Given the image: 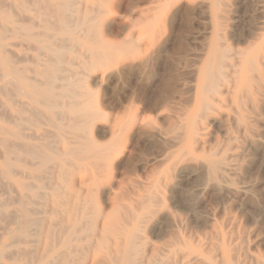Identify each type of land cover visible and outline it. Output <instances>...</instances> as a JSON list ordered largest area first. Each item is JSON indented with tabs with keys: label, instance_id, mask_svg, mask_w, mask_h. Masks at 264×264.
<instances>
[{
	"label": "rangeland",
	"instance_id": "374dc122",
	"mask_svg": "<svg viewBox=\"0 0 264 264\" xmlns=\"http://www.w3.org/2000/svg\"><path fill=\"white\" fill-rule=\"evenodd\" d=\"M51 1L60 2L61 0ZM158 1L159 0H119L117 5L107 4L106 6L105 4L101 12L103 15L99 16V21L101 22L99 30L100 35L110 44L114 46L117 44V47L120 45L119 49L120 47L121 49H125V56H123V59L125 60L127 58L125 60L126 63L122 59L120 62L121 64L118 65L108 62H101L99 65H95L94 63L90 64V61L85 56L79 55L73 63L68 64L67 58L69 57L66 56L65 62L57 72V79L52 89V93L58 97L57 101L60 105L54 108H48L45 105L42 106V103L39 104L40 102L33 103L30 100L27 101L29 98H26L24 95L29 86H36L39 89L45 88L42 77L39 75L44 70L43 68L47 66L46 61L48 58V52L43 48L45 44L43 40L47 39L40 36L43 32L42 17L39 14L42 5L36 0H18V2L16 0H0L3 5L2 8L0 4V17L3 14H8L13 21H16L15 24L17 26H25L32 23L30 26L32 27L31 30L33 33V37L27 38L20 32L14 34L7 32L4 37L5 40H2V44L7 49L4 55L10 59V66L15 71L22 70L23 72H19L23 74H21L22 76L19 74V76L12 79V86L4 90L2 89L3 84H1L4 82V78L1 76L0 71V87L2 89H0V128H4L8 133L14 134L7 135L9 139L15 143L31 147H41L42 144L46 145V148L51 146L50 151L49 148L46 150H48L49 156L53 159V161L44 163L39 157L33 158L26 153L22 154L24 151L21 149L16 153L9 154L4 152L0 145V169L4 162H8L11 166L10 173H13L6 178L0 174V213L2 214H0V264H27L28 259H30L29 264H37V256L40 253V247L37 243L39 230L41 228L40 225L32 226L27 230L28 238L23 241L28 243V245L25 244V242L23 243V241L15 242L10 240L11 236L18 232V230L16 231V227H18L17 221H15V219L11 220L10 217L16 218V215L19 216L18 209L21 205V197H24L25 204L27 205L23 204L22 206L29 210L30 218L39 221L51 219L53 222L52 226L49 228L51 251L45 256L43 260L44 264H116L120 255L119 250L122 244L121 237L124 235L123 238H128V234L132 231L135 233V235L131 237V242H133L132 245L136 251L137 264H192L194 262V264H197L198 261L199 264L200 261L201 264H222L221 256L223 254L229 257L227 261L228 264H255L256 259L264 263V257H261L264 256V101L261 100L262 97L264 98V92L261 91L258 93L261 97L258 94L256 95L258 108L255 112L250 110L249 105H247L242 112L248 118L247 122L254 124H251L254 129H251L253 132H251V134L249 133L250 135L244 134L243 131L237 130L233 126L234 123L232 124V122L233 117H235V106L232 101V96L224 94L223 97L222 94L220 98L221 103L216 105V111L210 113L215 114L212 116L209 114L207 118H205H216L220 122L207 124L205 119L201 120L196 125L195 131L190 137H179L178 127H173L172 123H177L176 125L179 126L181 116L179 112H176V109H171L165 104H162V99L168 90L169 92L171 91L170 93L172 95L178 91L179 93L177 95L180 98L182 97L181 99H185L187 97L184 92L186 87L191 86L193 82V85H195L197 82V80H195L196 78H193L191 74L189 76L188 72H190V70L191 72L200 71L202 68L201 61H203V59H197V55L200 54L201 46L205 42L204 34L211 21L210 19L208 20L206 14L200 7L201 3L206 0H182L184 3L180 7L178 14L171 24H167L163 19V15L158 16L159 7L161 3L163 4V0H160L159 3ZM189 4L197 8L191 10L192 8L190 9L191 6ZM4 5L6 6L4 7ZM261 5L263 7H261ZM183 6L185 7L183 8ZM227 6L229 9H227ZM148 9H150L151 12ZM125 10H128L126 11L127 13ZM219 10L220 24H223L219 26L218 31L220 38H222L221 43L228 49L233 47L229 49L231 53L239 51V49L243 52L254 51L259 44V37L264 34V18H262L264 17V0H221ZM15 14H17L19 18ZM124 14L126 17L128 15V19H126ZM201 14L204 18L201 17ZM146 15L148 17H146ZM195 16L199 17L195 18ZM26 17L31 23L28 22ZM39 18L41 19L39 20ZM142 18L145 20L142 21ZM21 19L24 20L23 25ZM179 20L182 21L179 23ZM18 21H20V23ZM0 24L8 26V23L1 18ZM33 24H36L35 26L37 29L35 26H32ZM132 25L133 27H131ZM167 25L168 28L165 27ZM38 26H41V28ZM250 28L252 30H249ZM127 29L132 30L128 31ZM107 32L111 34L109 33V35ZM37 33H40V35ZM116 33L120 35H116ZM19 34L21 35L19 36ZM200 34L203 36H199ZM251 43L253 44L252 47L250 45ZM198 44L200 46H197ZM16 45L19 46L17 47ZM31 47H35V49L33 48L34 51H32L33 49ZM189 51H191V54ZM162 52H164L163 57L161 56ZM192 53L196 58H193ZM142 57L144 59H142ZM191 59L195 62H191ZM195 63L201 65H196V67ZM144 64L146 65L144 66ZM169 69L171 70L169 71ZM32 70L34 71L32 72L34 75L31 73ZM166 70L167 73L165 72ZM262 70L264 72L263 68ZM185 71L188 72L186 73ZM173 72L176 74H173ZM185 74L188 76L186 77ZM189 77L194 80L191 81V78L189 81L184 79H188ZM30 78H34V82L31 81ZM181 80L183 82H181ZM226 80L228 84L232 79L228 78ZM184 82L186 84V86L184 85L185 88L183 87ZM39 83H42L41 85L43 86ZM66 83L78 85L77 90L80 91L81 94L75 97V99L62 97L64 94V85ZM169 83L171 85H169L170 87H168ZM180 86H182L181 88L183 89H180ZM17 89L19 90L17 91ZM173 90L176 91L174 92ZM11 92H13V94ZM9 96L13 98L11 97L10 100ZM242 101L245 100L243 99ZM65 102H69V104L64 106L66 104ZM261 102H263V105ZM228 106L230 110H228ZM22 107L24 109H22L23 113L21 114L20 111ZM223 107L227 109H223ZM32 108L42 112L44 117L41 118L39 122L37 121L31 124L27 121L25 122V119L29 118L28 111ZM69 109L77 111L78 114L88 111V113H93L94 115L83 120L79 115V118L77 117L74 121L64 125L66 121H62V112ZM172 110L175 112H172ZM169 111L171 113H169ZM2 112H5V115ZM255 114L259 118L253 117ZM170 117L172 118L170 119ZM48 118H52L53 124H49ZM16 119H18V121ZM255 119L257 120L255 121ZM222 120H224L225 123L224 121L222 122ZM160 121L161 123L159 124ZM150 123L152 125H150ZM61 124H63L61 129H56L57 126ZM161 124L164 131L161 130ZM225 124L226 126H224ZM15 126H18V128ZM258 126L260 127L259 129ZM22 127L24 131H20ZM222 127H224L223 130ZM153 129L155 131L157 129L160 130H157L160 133L159 137L157 136L158 138L156 137L155 131H152ZM227 130L229 131L225 134ZM162 131L165 137L161 136L163 133ZM32 132L34 135H32ZM48 132L52 133V135L58 134L60 136L59 143L61 144L57 143V140H55L56 138L50 136ZM254 133L257 134L254 136ZM26 134L30 139H25L27 138ZM21 135H23L24 138L21 137ZM260 135L261 137H258ZM224 136H226V138ZM138 137L141 138L138 139ZM171 137H173L174 140ZM37 138L39 141H37ZM154 138L157 139L159 143L161 142L162 145L161 143L159 144L158 141L156 143ZM256 138L260 139L257 140ZM226 139L230 142H227ZM162 140H164L165 143ZM249 141H260L259 143H261L262 146L257 142L258 145H254L253 147ZM206 143H208L209 146L206 145ZM165 144H169L170 147ZM86 147L100 149L102 151L101 160L83 158L65 152L66 149H76L80 151ZM163 147H166V151H164L165 148ZM234 147L237 149L234 150ZM251 151L253 155H249ZM216 153L219 155H215ZM167 157H169V159ZM211 159L224 160H222L224 162V167L221 169L222 171H216V181H209L203 173L205 168L207 169L208 161ZM165 160L166 162H163ZM28 161L29 163H27ZM55 162H61L63 167L60 169ZM23 163L26 164L24 165ZM233 163H235V165ZM202 165L205 166V168L202 167ZM183 167L184 169L181 170ZM177 168H179L180 171H178ZM194 172L196 173L194 174ZM20 173H22L23 176ZM188 176L189 179H187ZM220 176L223 178H220ZM219 180H222V182ZM217 181L219 182L217 183ZM85 182L87 184H85ZM45 184H47L46 186L48 188H46ZM3 185H5L6 189ZM20 185H27L26 190H22ZM202 185L204 186L202 187ZM213 186L216 188V191ZM52 193L58 195V198L60 197V202L54 207H51L50 204V196ZM107 194L109 197H107ZM190 198H193V201ZM109 200L111 202H109ZM193 202L196 204L194 203V205ZM108 206L109 208H107ZM122 206H125V208ZM191 208L194 209L192 210ZM84 209H87L88 212L90 209H95L98 213V221L96 224H92L91 229L92 232H96V237L87 236L86 231L83 230L82 234L81 232H79L80 234L77 233L79 239L72 241L69 248L63 247L62 242L67 234V228L70 226V218L74 215H78L80 211ZM187 209L189 210L187 211ZM33 210H35L34 214ZM14 214L16 215L14 216ZM201 217L203 219L207 217L208 220L206 218V220H203ZM190 218H192V220ZM113 219L125 224L123 234L108 233L109 235L103 238L99 245L97 243V236L100 234L99 231L101 232L102 226L110 223ZM177 220L179 221L176 223ZM13 221L15 222L13 223ZM206 221H208L207 225ZM168 225L170 227L172 225V228L170 229ZM168 228L172 231L168 230ZM209 237L211 240H209ZM216 238L219 240L217 241ZM240 241H243L242 245ZM94 242L96 244H94ZM164 243L165 247L163 246ZM89 244L90 248L81 251L82 247ZM100 246L103 250L98 253L96 250L97 248H101ZM216 247L219 252L215 249ZM149 249H151V252L148 251ZM21 254H23L22 256H24V259ZM148 254L150 256L149 258ZM10 256H12V258ZM140 256L142 257L140 258ZM166 256L168 257L166 258ZM233 258L234 260H232Z\"/></svg>",
	"mask_w": 264,
	"mask_h": 264
},
{
	"label": "bare ground",
	"instance_id": "6f19581e",
	"mask_svg": "<svg viewBox=\"0 0 264 264\" xmlns=\"http://www.w3.org/2000/svg\"><path fill=\"white\" fill-rule=\"evenodd\" d=\"M18 2V0H16ZM22 1V0H20ZM37 2L39 1V3H41L42 5V8L40 9L39 11V14L40 16L42 17L39 18V20L41 19V22H42V34L40 35V33H37L39 34L41 37H44L46 38L47 40H43V43H45L43 45V48L47 50L48 52V58H47V66H45L43 69V71L39 74L41 77H42V80L44 82V85H45V88L43 89H39L37 88L36 86H29L28 90L24 93L25 97L26 98H29L27 99L30 100L31 102L33 103H37V102H40L39 104H41L42 106L45 105L46 107H50V108H54V107H57L60 105V103L57 101V96L55 94L52 93V89L54 87V84H55V81L57 79V72L61 69V65L65 62L66 60V56H68L69 58H67V62H69L68 64H71L73 63L74 60H76V57L77 56H85L86 58H88V60L90 61V64H95V65H99L101 62H108V63H113L114 65H118V64H121L120 62L122 61V59L124 58L123 56L124 55V52H125V49L120 47L119 49V46L117 47V44L116 46H114L113 44H110L107 40H105L101 35H100V26H101V22L99 21V16L100 15H103L101 14L102 12V9L104 8L105 4L107 6V4H110V5H117L119 3V0H61L60 2H52L51 0H36ZM130 1V0H129ZM146 1V0H145ZM160 1V0H159ZM158 1V3H159ZM220 1L221 0H206L205 2H202L200 7L201 9L204 11V13L206 14V17L208 18V20L210 19L211 22H209V25L208 27L206 28V32L204 34V43L203 45L201 46V51H200V54H199V50L197 51L199 55H197V59L201 60L203 59L202 62V65L201 64H196L195 63V66L196 65H201L202 68L200 69V71H192L191 72V68L188 69L190 70V72H188L189 76L191 74V76H193V78L195 77L197 80V82L194 84L189 86V87H186L185 89V95H187V97L185 99H181L177 94L179 93L178 91H174L175 96H173L169 90L168 92L165 93L163 99H162V104H165L166 106H168L169 108L171 109H176L177 111L176 112H179V115L181 116V120H178L180 121L179 122V126L172 123L173 124V127L174 126H177L178 127V136L179 137H183V138H187L190 137L194 131H195V127L196 125L198 124L199 121L201 120H204L205 118H207V116L211 113V112H214L216 111L215 108H216V105L220 104L221 103V95L223 94V97H224V94H227V95H231L232 96V101L234 103V106H235V117H233V122L232 124L234 123V127L237 129V130H241L243 131L244 134H251V129L253 128L251 124L253 123H249L247 122L248 118L242 113L245 109V107L247 105H249L250 107V110L252 112H255L258 108V101H257V98H256V95L258 93H260L261 91L264 92V72L262 70V68L264 69V34L262 36L259 37L258 41H259V44L257 46V48L252 51V52H243V51H236L234 53H231V51H229V49L233 48V47H230L229 49L227 47H225L222 43H221V39L220 38V35L218 34V31H219V26L220 25H223V24H220V14H219V4H220ZM254 1V0H253ZM36 2V3H37ZM128 2V1H127ZM136 2V1H135ZM134 2V3H135ZM187 2V1H186ZM224 2V1H223ZM227 2H230V1H227ZM232 2V1H231ZM238 2V1H237ZM249 2V1H248ZM257 2V1H256ZM261 2V1H260ZM184 1L182 0H163V4L161 3L160 7H159V11H158V16H162L163 15V19L165 22H167V24H171L174 20V18L176 17V15L178 14V11L180 9V7L183 5ZM242 3V2H241ZM240 3V4H241ZM244 3V2H243ZM0 4L2 5V3L0 2ZM137 4V3H136ZM224 4V3H223ZM231 4V3H230ZM261 4V3H260ZM13 5V4H12ZM128 5V4H126ZM124 5V6H126ZM130 5V4H129ZM155 5V4H154ZM191 7L190 9L191 10H195L197 7H193L192 4H189ZM6 5H4L5 7ZM10 6V5H9ZM151 6V5H150ZM153 6V4H152ZM151 6V7H152ZM198 6V5H197ZM146 7V6H145ZM185 6H183L184 8ZM189 7V6H188ZM228 7V6H227ZM261 7H263L261 5ZM2 8H3V5H2ZM1 8V9H2ZM25 8V7H23ZM126 8V7H125ZM135 8V6H134ZM136 8H137V5H136ZM144 8V7H143ZM9 9V8H8ZM13 9V7H12ZM129 9V8H128ZM141 9V8H140ZM151 9V8H150ZM148 9L150 12L151 10ZM189 9V10H190ZM229 9V7L227 8ZM120 10V9H119ZM136 10V9H135ZM155 10V8H154ZM152 10V11H154ZM183 10V9H182ZM185 10V9H184ZM190 10V11H191ZM222 10V9H221ZM128 11V10H125V12ZM134 11V10H133ZM141 11V10H140ZM143 11V10H142ZM224 11V10H222ZM226 11V10H225ZM29 12V11H28ZM37 12V11H36ZM112 12V11H111ZM124 12V13H125ZM149 12V13H150ZM155 12V11H154ZM183 12V11H182ZM189 12V11H187ZM193 12V11H192ZM5 13V12H4ZM14 13V11H13ZM35 13V12H34ZM127 13V12H126ZM148 13V14H149ZM156 13V12H155ZM38 14V13H37ZM35 14V15H37ZM145 14V13H144ZM147 14V15H148ZM154 14V13H153ZM157 14V13H156ZM183 14V13H182ZM199 14V13H198ZM204 14V15H205ZM222 14V13H221ZM264 14V13H263ZM17 15V14H15ZM34 15V16H35ZM131 15V14H130ZM146 15V17H148ZM191 15V14H190ZM202 15V14H201ZM262 15V13H261ZM11 16V15H10ZM125 16V14H124ZM144 16V15H143ZM192 16V15H191ZM18 17V15H17ZM24 17V16H23ZM36 17V16H35ZM126 17V16H125ZM128 17V15H127ZM126 17V19H128ZM196 17H199V16H195ZM203 17V15L201 16ZM3 21L7 22L8 23V26L6 25H1L0 24V71H1V76L4 78V82H2L1 84L2 85V89L6 90L5 88H9L12 86L13 82H12V79H14L16 76H22L21 74H23L22 70H18V71H15L11 66H10V59L7 58L4 54L6 53V47L2 44V40L4 39V37L6 36V33L10 32L12 34L16 33V32H20L23 36L27 37V38H31L33 37V33H32V27L30 26L32 23L29 22V19H28V22L31 23L30 25H25V26H17L15 24L16 21H13L8 14H3L1 17H0ZM19 18V17H18ZM25 18V19H26ZM38 18V17H36ZM124 18V17H123ZM132 18V17H131ZM191 18V17H190ZM188 18V19H190ZM204 18V17H203ZM225 18V17H224ZM264 18V17H262ZM121 19V18H120ZM133 19V18H132ZM149 19V18H148ZM151 19V18H150ZM192 19V18H191ZM199 19V18H198ZM196 19V20H198ZM201 19V18H200ZM223 19V18H222ZM221 19V20H222ZM231 19V18H230ZM22 20V19H21ZM38 20V19H37ZM122 20V19H121ZM131 20V19H130ZM134 20V19H133ZM141 20V19H140ZM145 20V19H144ZM143 18H142V21H144ZM187 20V19H186ZM23 21H21L22 25H23ZM30 21H34V20H30ZM127 21V20H126ZM156 21V20H155ZM182 21V20H181ZM179 20V23L181 22ZM199 21V20H198ZM197 21V22H198ZM224 21V20H223ZM234 21V20H233ZM2 22V21H1ZM20 23V21H18ZM17 22V23H18ZM130 22V21H129ZM141 22V21H140ZM190 22V20H189ZM195 22V21H194ZM196 22V23H197ZM229 22V21H228ZM235 22V21H234ZM264 22V21H263ZM120 23V22H119ZM142 23V22H141ZM184 23V21H183ZM203 23V22H202ZM227 23V22H226ZM131 24V22H130ZM135 24V23H134ZM139 24V23H138ZM143 24V23H142ZM157 24V23H156ZM36 25V24H35ZM34 24L32 26H35ZM121 25V24H120ZM190 25V24H189ZM205 25V24H204ZM203 25V26H204ZM225 25V24H224ZM118 26V24H117ZM39 27V26H38ZM133 27V25L131 26ZM129 27V28H131ZM140 27V26H138ZM168 28V25L165 26ZM206 27V25H205ZM261 27V26H260ZM259 27V28H260ZM36 28V26H35ZM41 28V26L39 27ZM118 28H121V27H118ZM166 28V29H167ZM222 28V27H221ZM224 28V27H223ZM228 28V27H227ZM230 28H231V25H230ZM256 28V27H255ZM37 29V28H36ZM139 29V28H138ZM136 29V30H138ZM154 29V28H153ZM128 31L129 30H132V29H127ZM173 30V29H171ZM232 30V28H231ZM235 30V29H234ZM233 30V31H234ZM249 30H252L251 28ZM257 30V29H255ZM260 30V29H259ZM111 32H113L112 30H110ZM127 31V32H128ZM165 31V30H164ZM253 31H254V28H253ZM258 31V30H257ZM171 32V31H169ZM204 32V31H203ZM232 32V31H231ZM108 33V32H107ZM110 33V32H109ZM108 33V34H109ZM163 33V32H162ZM221 33V32H220ZM223 33V32H222ZM250 33V32H249ZM253 33V32H252ZM19 34V36L21 35ZM111 34V33H110ZM109 34V35H110ZM119 34V33H118ZM116 33V35H118ZM125 36H126V33L124 32ZM236 34V33H235ZM234 34V35H235ZM239 34V33H238ZM257 34V33H256ZM260 34V32H259ZM108 35V36H109ZM113 35V33H112ZM115 35V33H114ZM120 35V34H119ZM164 35V34H163ZM202 34H200L199 36H201ZM241 35V34H240ZM36 36V34H35ZM196 36V35H195ZM198 36V37H199ZM203 36V35H202ZM238 36V35H237ZM38 37V36H37ZM40 37V38H41ZM115 37V36H114ZM194 37V36H193ZM232 37V36H231ZM245 37V36H244ZM243 37V38H244ZM8 38V37H7ZM10 38V37H9ZM107 38V37H106ZM118 38V37H117ZM201 38V37H200ZM202 38V39H203ZM235 38V37H234ZM239 38V37H238ZM237 38V40H238ZM247 38V37H246ZM245 38V39H246ZM111 39V37H110ZM114 39V38H112ZM233 39V37H232ZM248 39V38H247ZM5 40V39H4ZM3 40V41H4ZM198 40V39H197ZM201 40V39H200ZM199 40V41H200ZM39 41V40H38ZM191 41V40H190ZM193 41V40H192ZM239 41V40H238ZM246 41V40H245ZM256 41V40H255ZM253 41V42H255ZM32 42V41H31ZM139 42V41H138ZM195 42V41H194ZM193 42V43H194ZM232 42V41H231ZM236 42V41H235ZM241 42V41H240ZM37 43V42H36ZM40 43V42H39ZM20 44V43H19ZM41 44V43H40ZM122 44V43H121ZM201 44V43H200ZM225 44V43H224ZM245 44V43H243ZM242 44V45H243ZM247 44V42H246ZM27 45V44H26ZM29 45V44H28ZM249 45V44H248ZM251 47L253 46V44L251 43L250 44ZM249 45V46H250ZM17 47L19 45H16ZM32 46V45H31ZM197 46H200L199 44ZM229 46V45H228ZM232 46V45H231ZM247 46V45H246ZM24 47V46H23ZM236 47V46H235ZM248 47V46H247ZM246 47V48H247ZM32 49L35 47H31ZM249 48V47H248ZM247 48V50H248ZM26 49V48H25ZM34 49L32 51H34ZM37 49V48H36ZM124 49V50H123ZM197 49V48H196ZM199 49V48H198ZM246 50V51H247ZM30 51V49H29ZM31 51V52H32ZM173 51V50H172ZM171 51V52H172ZM165 52V51H164ZM162 52V57L164 56ZM190 54H191V51H189ZM188 52V53H189ZM196 52V54H197ZM13 53V52H11ZM186 53V54H188ZM195 53V52H194ZM195 54V55H196ZM189 55V54H188ZM16 56V55H15ZM25 56V55H24ZM155 56V55H154ZM192 56L193 58L195 57L192 53ZM157 57V56H156ZM185 57V56H184ZM187 57V56H186ZM191 57V56H189ZM126 58V57H125ZM151 58V57H150ZM196 58V57H195ZM13 59V58H11ZM21 59V58H20ZM127 59V58H126ZM125 59V60H126ZM142 59H144L142 57ZM149 59V58H148ZM152 59V58H151ZM161 59V57H160ZM16 60V59H15ZM124 60V59H123ZM124 60V62L126 63V61ZM153 60V59H152ZM193 59H191V62H195L194 60L192 61ZM32 61H33V58H32ZM155 61V60H154ZM43 62V61H42ZM142 62V61H141ZM20 63V62H19ZM29 63H33V62H29ZM44 63V62H43ZM145 63V62H144ZM154 63V62H153ZM186 64V63H185ZM36 65V64H35ZM146 64H144L145 66ZM188 65V64H187ZM154 66V65H153ZM194 66V65H193ZM192 66V67H193ZM194 66V67H195ZM76 67V66H75ZM119 67V66H118ZM123 67V66H122ZM136 67V66H135ZM187 67V66H186ZM197 67V66H196ZM113 68V67H112ZM149 68V67H148ZM26 70V69H24ZM160 70V69H159ZM171 69H169L170 71ZM175 70V69H174ZM173 70V71H174ZM178 70V69H176ZM196 70V69H195ZM198 70H199V66H198ZM19 71H22V72H19ZM34 72L33 70L31 71V73ZM97 72V71H96ZM163 72V71H162ZM167 73V70L165 71ZM182 72V71H181ZM186 72V71H185ZM186 72V73H187ZM30 73V74H31ZM90 73V72H89ZM170 73V72H169ZM179 73V72H178ZM114 74V73H113ZM161 74V72H160ZM159 74V75H160ZM173 74H176L175 72H173ZM32 75H34V73H32ZM36 75V74H35ZM104 75V74H103ZM182 75V74H181ZM88 76V75H87ZM86 76V77H87ZM118 76V75H117ZM116 76V77H117ZM175 76V75H173ZM180 76V74H179ZM186 76V74H185ZM188 76V75H187ZM186 76V77H187ZM1 77V78H2ZM165 77H166V74H165ZM170 77V76H169ZM183 77V75H182ZM74 78V77H73ZM167 78V77H166ZM180 78V77H179ZM191 77H189L188 79L187 78H184L186 80L189 81ZM232 79L230 82H228V84L226 83L227 80L226 79ZM17 79V78H16ZM23 79V77H22ZM31 81H33L32 78H30ZM29 79V80H30ZM107 79V78H106ZM173 79V78H172ZM182 79V78H181ZM192 79V78H191ZM190 79V80H191ZM28 80V79H27ZM41 80V81H42ZM178 80V79H177ZM185 80V81H186ZM194 79H192L191 81H193ZM30 81V82H31ZM59 81V79H58ZM164 81V80H163ZM175 81V79H174ZM190 81V82H191ZM20 82V81H19ZM34 82V81H33ZM165 82V81H164ZM180 82V81H179ZM178 82V83H179ZM181 82H183L181 80ZM180 82V83H181ZM38 83V82H37ZM192 83V82H191ZM190 83V84H191ZM15 84V82H14ZM40 84V83H39ZM38 84V85H39ZM42 84V83H41ZM40 84V85H41ZM22 85V84H21ZM164 85V84H163ZM170 83L168 84V87ZM176 85V84H175ZM185 82L183 84V87L185 88ZM43 86V85H41ZM174 86V85H173ZM20 87V86H19ZM182 86H180V89H183L181 88ZM56 88V87H55ZM78 88V85L74 84V83H66L64 85V94L62 95V97H67V98H70V99H75V97L79 96L81 94L80 91L77 90ZM179 88V87H178ZM1 89V87H0ZM1 89V90H2ZM19 89H17L18 91ZM163 90V89H161ZM164 91V90H163ZM182 91V92H183ZM160 92V91H159ZM183 92V93H184ZM3 93V92H2ZM13 94V92H11ZM16 93V91H15ZM96 93V92H95ZM162 93V92H161ZM160 94V93H159ZM182 94V93H181ZM1 95H4V94H1ZM10 95V94H8ZM7 95V96H8ZM158 95V94H157ZM183 95V94H182ZM259 95V94H258ZM184 96V95H183ZM260 96V95H259ZM11 97L12 96H9L10 100H11ZM61 97V96H60ZM59 97V98H60ZM86 97V95H85ZM261 97V96H260ZM5 98V96H4ZM13 98V97H12ZM16 98V97H15ZM245 100V101H242V100ZM260 99V98H259ZM261 100L264 101V98L262 97ZM229 101V100H228ZM8 102V101H7ZM66 103V102H65ZM74 103V102H73ZM231 103V102H230ZM229 103V104H230ZM262 105H263V102H261ZM260 103V104H261ZM68 103H66L64 106L68 105ZM1 105V104H0ZM14 105V104H13ZM21 105V104H19ZM24 105V104H22ZM27 105V104H25ZM3 106V105H2ZM230 106V105H229ZM228 106V110H230ZM232 106V105H231ZM15 107V106H14ZM159 107V106H158ZM19 108V106H18ZM47 108V109H48ZM164 108V107H162ZM22 109H24L23 107L21 108V114L23 113ZM223 109H227V108H224ZM26 110V109H25ZM24 110V111H25ZM167 110V109H166ZM233 110V109H232ZM231 110V111H232ZM248 110V108H247ZM249 110V111H250ZM8 111V110H7ZM162 111V110H161ZM168 111V110H167ZM262 111V109H261ZM19 112V111H18ZM26 112V111H25ZM29 112V113H28ZM27 113L29 114V118L25 119V122H29V123H35V122H39L41 118L44 117V114L34 108H32L30 111H28ZM172 112H175L172 110ZM263 112V111H262ZM261 112V113H262ZM3 113V112H2ZM1 113V114H2ZM5 113V112H4ZM3 113V114H4ZM142 113V112H141ZM168 113V112H167ZM169 113H171L169 111ZM232 113V112H231ZM2 114V115H3ZM63 114V120L62 121H66V123L64 125H67L69 124L71 121H74L77 117L79 118V115H80V118L83 119H87L89 118L90 116H93L94 114L93 113H88V111L86 112H82V113H77V111H74L73 109H69V110H64L62 112ZM166 114V113H165ZM215 114V113H214ZM214 114H210V116L214 115ZM233 114V113H232ZM5 115V114H4ZM7 115V114H6ZM56 115V114H54ZM172 115V114H171ZM253 115V114H252ZM58 116V115H57ZM178 116V115H177ZM250 116V115H249ZM141 117V116H140ZM139 117V118H140ZM232 117V116H231ZM253 117H257L256 114L255 116ZM10 118V117H9ZM142 118V117H141ZM172 117H170L171 119ZM259 118V117H257ZM136 119V118H134ZM231 119V118H230ZM261 119V118H260ZM18 121V119H16ZM23 120V119H22ZM49 124L52 123L53 124V120L52 118H48L47 119ZM46 120V122H47ZM122 120V119H121ZM157 120V119H156ZM173 120V119H172ZM228 120V119H227ZM257 119H255L256 121ZM1 121V119H0ZM14 121V120H13ZM132 121V120H131ZM177 121V120H176ZM206 123L207 124H215V123H219L220 121L216 118H208V119H205ZM224 120H222L223 122ZM231 121V120H230ZM5 122V121H4ZM119 122V121H118ZM121 122V121H120ZM254 122V121H253ZM133 123V122H131ZM161 123V121L159 122V124ZM225 123V121H224ZM231 123V122H229ZM42 124V123H41ZM63 124L57 126L56 129H61V127L63 126ZM127 124V123H126ZM137 124V122H136ZM158 124V125H159ZM164 124V123H163ZM200 124V123H199ZM227 124V123H226ZM226 124L224 126H226ZM256 124V123H255ZM15 125V124H14ZM119 125V124H118ZM150 125H152L150 123ZM154 125V124H153ZM157 125V124H156ZM155 125V126H156ZM223 125V124H222ZM254 125V124H253ZM21 126V125H20ZM154 126V127H155ZM257 126V125H256ZM16 128H18V126H15ZM24 127V126H23ZM23 127L20 129L24 131ZM121 127V126H120ZM220 127V126H218ZM20 128V127H19ZM25 128V127H24ZM111 128V126H110ZM157 128V127H156ZM160 128V127H159ZM257 128V127H256ZM255 128V129H256ZM260 127L258 126V129ZM26 129V128H25ZM115 129V128H114ZM121 129V128H120ZM152 129V128H150ZM176 129V128H175ZM224 129V127H222V130ZM227 129V128H225ZM254 129V128H253ZM262 129V128H261ZM16 130V129H15ZM19 130V129H17ZM148 130H149V127H148ZM159 130V129H157ZM155 131L154 129L152 131H155V134H156V137L158 136L159 137V132L158 131ZM161 130L164 131V129L162 128V124H161ZM208 130V129H207ZM218 130V129H217ZM160 131V130H159ZM162 131V132H163ZM171 131V129H170ZM176 131V130H175ZM229 130L225 131V134L228 133ZM235 131V129H234ZM259 131V130H257ZM50 132V131H49ZM48 134L50 136H52L53 138H56L55 140H57V143L60 142V136L58 134H55V135H52V133H49ZM115 132V131H113ZM166 132V131H165ZM168 132V131H167ZM172 132V131H171ZM177 132V131H176ZM203 132V131H202ZM260 132V131H259ZM258 132V133H259ZM47 133V132H45ZM154 133V132H153ZM170 133V132H169ZM241 133V132H240ZM239 133V134H240ZM7 134H10V135H14L12 133H8V131L4 128H0V145L1 147L3 148V151L4 152H7V153H16L18 150H23L24 153L22 154H27L33 158H41L44 163L48 162V161H53L52 157L49 156L48 154V149L49 148V151H50V147L46 148V145L42 146L41 147H31V146H26V145H21L19 143H15L14 141L10 140L8 135ZM137 134V133H136ZM164 132L162 133L161 136H164L163 135ZM236 134V133H235ZM249 134V135H250ZM255 134L257 133H254V136ZM32 135L33 132H32ZM47 135V134H46ZM167 135V134H166ZM222 135V134H221ZM253 135V134H252ZM150 136V135H148ZM153 136V135H152ZM177 136V135H176ZM253 136V137H254ZM21 137L24 138L23 135H21ZM26 137L25 139H28L29 136L26 134ZM35 137V136H34ZM43 137V136H41ZM145 137V136H144ZM155 137V138H156ZM157 137V138H158ZM165 137V136H164ZM226 138V136H224ZM240 137V136H239ZM249 137V136H248ZM251 137V136H250ZM252 137V138H253ZM258 137H261L258 136ZM43 138H46V137H43ZM49 138V137H48ZM141 138V137H138V139ZM143 138V137H142ZM151 138V137H150ZM156 140V143H157V139ZM173 138V137H171ZM177 138V137H176ZM204 138V136H203ZM209 138V137H207ZM222 138V137H221ZM223 138V139H225ZM246 138V137H245ZM251 138V139H252ZM30 139V138H29ZM153 139V138H152ZM162 139V138H161ZM164 139V138H163ZM229 139V138H228ZM239 139V138H238ZM247 139V138H246ZM257 139V138H256ZM260 139V138H258ZM257 139V140H258ZM165 140V139H164ZM164 140H162L164 142ZM174 140V138H173ZM227 140V139H226ZM231 140V139H230ZM249 140V139H248ZM247 140V141H248ZM37 141L38 138H37ZM179 141V140H177ZM175 141V142H177ZM243 141V140H242ZM261 141V140H260ZM259 141V142H260ZM121 142V141H120ZM168 142V140H167ZM166 142V143H167ZM211 142V141H210ZM227 142H230L227 140ZM235 142V141H234ZM258 142V141H257ZM256 141H249V143L251 144V146L254 145H258ZM54 143V142H53ZM159 143V141H158ZM161 143V142H160ZM159 143V144H160ZM165 143V142H164ZM169 143V142H168ZM172 143V142H171ZM220 143V142H219ZM218 143V144H219ZM222 143V142H221ZM238 143V142H237ZM246 143V142H245ZM50 144V143H49ZM61 144V143H59ZM225 144V143H223ZM222 144V145H223ZM230 144V143H229ZM233 144V143H232ZM261 145V143H259ZM71 145V144H70ZM74 145V143H73ZM76 145V144H75ZM162 145V143H161ZM166 145V144H165ZM169 145V144H167ZM166 145V146H167ZM174 145V144H173ZM176 145V144H175ZM178 145V144H177ZM206 145H208V143H206ZM235 145V144H233ZM232 145V146H233ZM240 145V144H238ZM248 145V144H247ZM164 146V145H163ZM209 146V145H208ZM214 146V145H213ZM212 146V147H213ZM228 146V145H227ZM249 146V147H251ZM262 146V145H261ZM104 147V146H103ZM170 147V145H169ZM178 147V146H177ZM203 147V146H202ZM215 147V146H214ZM260 147V146H259ZM258 147V149H259ZM105 148V147H104ZM165 148L164 151H166V147H163ZM168 148V147H167ZM223 148V147H222ZM232 148V147H231ZM235 148V147H234ZM243 148V147H241ZM257 148V147H256ZM170 149V148H168ZM176 149V148H175ZM214 149V148H213ZM237 148H235L234 150H236ZM255 149V148H254ZM53 150V149H51ZM171 150V149H170ZM168 150V151H170ZM207 150H210V149H207ZM233 150V149H232ZM252 150V149H250ZM221 151V149H220ZM223 151V150H222ZM243 151V150H242ZM247 151V150H245ZM66 153H70V154H74L76 156H79V157H83V158H92L93 160H101L102 158V151L100 149H97V148H94V147H86L84 149H81L80 151H77L76 149H66L65 151ZM177 152V151H176ZM197 152H200V151H197ZM208 152V151H207ZM231 152V150H230ZM250 152V151H249ZM264 152V151H263ZM165 153V152H164ZM188 153V152H187ZM210 153V152H209ZM245 153V152H243ZM253 152L251 151V153L249 155H253L252 154ZM162 154V153H160ZM166 154V153H165ZM207 154V153H205ZM2 155V154H1ZM8 155V154H6ZM174 155V154H173ZM189 155V154H188ZM208 155V154H207ZM217 155V153L215 154ZM219 155V154H218ZM217 155V156H218ZM119 156V155H118ZM122 156V155H121ZM164 156V154H163ZM168 156V155H167ZM171 156V155H169ZM236 156V155H235ZM242 156V155H241ZM248 156V155H247ZM158 157V156H156ZM166 157V156H165ZM228 157V156H226ZM230 157V156H229ZM244 157V156H243ZM242 157V158H243ZM16 158V157H15ZM169 159V157H167ZM232 158V157H231ZM20 159V158H19ZM22 159V158H21ZM24 159V158H23ZM162 159V158H161ZM159 159V160H161ZM182 159V158H181ZM180 159V160H181ZM2 160V159H1ZM25 160V159H24ZM23 160V161H24ZM28 160V159H27ZM39 160V159H38ZM156 160V159H155ZM199 160V159H198ZM223 160V159H222ZM209 160L208 161V165H207V169L205 168V166L202 165V167L205 168V171L203 172L204 173V176L210 181V180H213V181H216V171L217 170H221L223 169V165H224V160ZM228 160V159H226ZM225 160V161H226ZM162 161V160H161ZM234 161V160H233ZM236 161V160H235ZM26 162V160H25ZM38 162V161H37ZM42 162V161H41ZM132 162V161H131ZM160 162V161H158ZM163 162H166L163 161ZM238 162V161H237ZM29 163V161L27 162ZM188 163V161H187ZM240 163V162H238ZM24 165L26 163H23ZM38 164V163H37ZM55 164L57 165V167H59L60 169L63 167V164L61 162H55ZM149 164V163H148ZM160 164V163H159ZM157 164V165H159ZM178 164V163H177ZM176 164V165H177ZM183 164V163H182ZM181 164V165H182ZM199 164V162H198ZM235 165V163H233ZM31 165V164H30ZM162 165V164H161ZM160 165V167H161ZM200 165V164H199ZM198 165V167H199ZM237 165V164H236ZM28 166V164H27ZM164 166V165H163ZM239 166V164H238ZM35 167V166H34ZM84 167V166H83ZM144 167V166H143ZM187 167V166H186ZM230 167V166H229ZM232 167V166H231ZM162 168V167H161ZM174 168V167H172ZM197 168V167H196ZM178 171L179 168H177ZM183 168H181V170H183ZM199 169V168H198ZM236 169H237V166H236ZM241 169V168H240ZM0 174L3 176V177H8L10 174H13V173H10L11 172V166L8 162H4V164L1 166V169H0ZM91 170V169H90ZM106 170V169H105ZM104 170V171H105ZM197 170V169H196ZM195 170V171H196ZM172 171V170H171ZM178 171H177V174H178ZM199 171V170H198ZM222 171V170H221ZM229 171V170H228ZM44 172V171H43ZM157 173V172H156ZM160 173V172H159ZM176 173V172H175ZM196 172H194L195 174ZM226 173V172H224ZM15 174V173H14ZM22 174V173H20ZM200 174V173H199ZM220 174V173H219ZM17 175V174H16ZM47 175V174H45ZM143 175V174H142ZM170 175V174H169ZM190 175V174H189ZM221 175V174H220ZM15 176V175H13ZM18 176H19V173H18ZM23 176V174H22ZM48 176V175H47ZM177 176V175H176ZM199 176V175H198ZM197 176V177H198ZM203 176V175H202ZM234 176V175H233ZM182 177V176H181ZM191 177V176H190ZM32 178V177H31ZM48 178V177H47ZM205 178V179H206ZM220 178H223L220 176ZM35 179V178H34ZM42 179V177H41ZM49 179V178H48ZM65 179V177H64ZM189 179V176L188 178ZM196 179V178H195ZM225 179V178H224ZM223 179V180H224ZM227 179V178H226ZM33 180V178H32ZM37 180V179H35ZM46 180V179H44ZM97 180V179H96ZM203 180V179H202ZM207 180V181H208ZM218 180V178H217ZM43 181V180H42ZM193 181V179H192ZM220 181V180H219ZM217 181V183L219 182ZM135 182V181H134ZM148 182V181H147ZM196 182V181H195ZM222 182V180L220 181ZM242 182V181H241ZM194 183V182H193ZM198 183V182H197ZM199 183H200V180H199ZM85 184H87L85 182ZM150 184V183H149ZM148 184V185H149ZM204 184V183H203ZM211 184V183H209ZM208 184V185H209ZM2 185V184H1ZM32 185V184H31ZM47 184H45L46 186ZM55 185V184H54ZM144 185V184H143ZM196 185V184H195ZM199 185V184H198ZM218 185V184H217ZM221 185V184H220ZM219 185V186H220ZM4 188H5V185H3ZM27 186V185H26ZM26 186L24 185H20L21 189L22 190H26ZM43 186V187H45ZM147 186V185H146ZM204 185H202L203 187ZM211 186V185H210ZM215 186V185H214ZM213 186V188L215 189L216 191V188ZM46 188H48L46 186ZM199 188V187H198ZM206 188V187H205ZM209 188V187H208ZM207 188V189H208ZM212 188V187H211ZM222 188V187H221ZM6 189V188H5ZM33 189V188H32ZM35 189V188H34ZM143 189V188H142ZM197 189V188H196ZM202 189V188H201ZM219 189V188H218ZM48 190V189H47ZM115 190V189H114ZM147 190V189H146ZM213 190V189H212ZM193 191V190H192ZM196 191V190H195ZM214 191V190H213ZM212 191V192H213ZM218 191V190H217ZM198 192V191H197ZM226 193V192H225ZM232 193H235V192H232ZM152 194V193H151ZM37 195V194H36ZM83 195V194H82ZM198 195V193H197ZM24 196V195H23ZM38 196V195H37ZM122 196V195H120ZM152 196V195H151ZM190 196V195H189ZM194 196V195H193ZM106 197V196H105ZM107 197H109V195L107 194ZM147 197V196H146ZM192 197V196H191ZM195 197V196H194ZM60 198V197H59ZM59 198H58V195H56L55 193H52V195L50 196V204H51V207H54V206H57V204L60 202L59 201ZM123 198V197H122ZM9 199V198H7ZM28 199V197H27ZM109 199V198H108ZM119 199V198H118ZM121 199V197H120ZM154 199V198H153ZM159 199V198H158ZM191 199V198H190ZM189 199V200H190ZM193 199V198H192ZM191 199V200H192ZM10 200V199H9ZM30 201V199H28ZM195 200V199H194ZM16 201V200H15ZM106 201V200H105ZM118 201V200H117ZM126 201V200H125ZM151 201V200H150ZM159 201V200H158ZM193 201V200H192ZM241 201V200H240ZM20 202V201H19ZM109 202H111L109 200ZM124 202V201H123ZM132 202V201H131ZM134 202V201H133ZM160 202V201H159ZM36 203V202H34ZM33 203V204H34ZM49 203V202H48ZM107 203V202H106ZM122 203V202H121ZM195 202H193L194 204ZM17 204V202H16ZM23 204H25V200H24V197H21V205H20V208L18 209V212H19V216H17L16 214H14V216L16 215V218H13V217H10L11 220H14L17 221L18 223V227H16V231L18 230L17 234H14L13 236H11L10 240L12 241H23V240H26L28 238L27 236V230L30 229V227L32 226H37V225H40L41 228L39 230V235H38V239H37V243L40 247V253L39 255L37 256V264H44L43 260L45 258V256L51 251L50 250V237H49V233H50V230L49 228L52 226L53 222L51 221V219L49 220H43V221H39V220H34L32 218H30V215H29V210H27L24 206H22ZM87 204V203H86ZM120 204V203H119ZM196 204V203H195ZM194 204V205H195ZM27 205V204H25ZM106 205V204H105ZM120 205H123V204H120ZM188 205V204H187ZM186 205V206H187ZM194 205H191V206H194ZM139 206V205H138ZM137 206V207H138ZM184 206V205H183ZM123 207V206H122ZM189 207V206H187ZM64 208V207H63ZM106 208V207H105ZM109 208V206L107 207ZM125 208V206L123 207ZM140 209V208H139ZM180 209V208H179ZM192 209V208H191ZM190 209V210H191ZM194 209V208H193ZM192 209V210H193ZM107 210V209H106ZM105 210V211H106ZM189 209H187L188 211ZM34 211L33 210V214H34ZM105 211H104V215H105ZM115 211V210H114ZM32 212V211H30ZM107 212V211H106ZM117 212V211H116ZM120 212V211H119ZM45 213V212H44ZM118 213V212H117ZM192 213V212H191ZM1 214V213H0ZM32 214V213H31ZM32 214V215H33ZM49 214V213H47ZM69 214V213H68ZM119 214V213H118ZM195 214V213H194ZM2 215V214H1ZM13 215V214H12ZM194 216V215H192ZM103 217V216H102ZM167 217V216H166ZM190 217V216H189ZM98 218V213L95 209H90L89 212L87 211V209H84L83 211H80V213L78 215H74L72 216L70 219V226L69 228H67V234L62 242V246L63 247H68L69 248V245L72 241L74 240H77L79 239V236L77 235V233L83 232L86 231L87 233V236H93V237H96V232H92L91 229H92V224H96V222L98 221L97 220ZM202 218V217H201ZM207 219V217H204V219ZM1 219V218H0ZM104 219V218H103ZM151 219V218H150ZM149 219V220H150ZM165 219V218H164ZM168 219V217H167ZM189 219V218H188ZM192 220V218H190ZM203 219V218H202ZM203 219V220H204ZM205 219V220H206ZM146 220V219H145ZM175 220V219H174ZM208 220V219H207ZM230 220V219H229ZM13 221V223L15 222ZM102 221V220H101ZM168 221V220H167ZM173 221V220H172ZM179 220L176 221V223L178 222ZM196 221V220H195ZM163 222V221H162ZM207 222L206 221V225H207ZM1 223V222H0ZM127 223V222H126ZM175 223V222H174ZM173 223V224H174ZM196 223V222H195ZM228 223V222H227ZM163 224V223H162ZM237 224V223H236ZM13 225V224H11ZM129 225V224H128ZM199 225V224H198ZM205 225V223H204ZM205 225V226H206ZM7 226V224H6ZM163 226V225H162ZM167 226V225H166ZM169 226V225H168ZM175 226V225H174ZM235 226V225H233ZM124 227H125V224L120 222V221H117L115 219H113L110 223H107L106 225H103L102 226V229H101V232L99 231V236H97L98 240H97V243L100 245L101 241L103 240V238H106L109 234L111 233H118L119 235H122L123 232H124ZM159 227V226H158ZM170 227V226H169ZM178 227V226H177ZM172 228V225L170 227V229ZM158 229V228H157ZM168 228V230H170ZM172 231V230H170ZM180 231V230H179ZM127 232V231H126ZM242 232V231H241ZM5 233V231H4ZM3 233V234H4ZM36 233V232H35ZM66 233V232H65ZM109 233V234H108ZM2 234V235H3ZM80 234V233H79ZM213 234V233H212ZM29 235V234H28ZM128 238H123V236L121 237L122 239V244H121V249L119 250V258L117 259L116 261V264H137V260H136V251L134 250L133 248V245L131 242V237H133L135 235V233L132 231L128 234ZM218 235V234H217ZM32 236V235H31ZM63 236V235H62ZM172 236V235H171ZM179 236V235H178ZM176 237V236H175ZM247 237V236H246ZM255 237V236H254ZM0 238H1V235H0ZM91 238V237H90ZM210 238V237H209ZM96 239V238H95ZM81 240V239H80ZM89 240V239H88ZM182 240V239H180ZM179 240V241H180ZM211 240V238L209 239ZM212 240L214 241V239L212 238ZM216 240L218 241L219 239L216 238ZM227 240V239H226ZM253 240V239H252ZM53 241V240H52ZM167 241V239H166ZM183 241V240H182ZM25 241H23L24 243ZM33 242V241H32ZM30 242V243H32ZM35 242V241H34ZM85 242V241H83ZM165 242V241H164ZM178 242V241H177ZM243 241H240L241 245L243 244L242 243ZM22 243V244H23ZM175 243V241H174ZM184 243H185V240H184ZM210 243V242H209ZM11 244V243H10ZM21 244V243H20ZM25 244L28 245V243L25 242ZM94 244H96L94 242ZM97 244V245H98ZM167 244V243H166ZM179 244V243H177ZM176 244V245H177ZM227 244V243H226ZM12 245V244H11ZM33 245V244H32ZM172 245V244H171ZM170 245V246H171ZM257 245V244H256ZM95 246V245H94ZM162 246V245H161ZM165 247V243L163 245ZM169 246V245H168ZM206 246V245H205ZM93 247V246H91ZM101 247V246H100ZM112 247V246H111ZM175 247V246H174ZM172 247V248H174ZM210 247V246H209ZM90 248V244L89 245H86L84 247L81 248V251H84L85 249H88ZM105 249V248H104ZM169 249V248H168ZM215 249H217L218 251V248L216 247ZM214 249V250H215ZM239 249V248H238ZM103 248H97L96 252L100 253L102 252ZM151 249H149L148 251H150ZM153 250V249H152ZM156 250V249H155ZM162 250V249H161ZM208 250V249H207ZM55 251V250H54ZM142 251V250H141ZM146 251V250H145ZM166 251V249H165ZM164 251V252H165ZM179 251V250H178ZM177 251V252H178ZM216 251V252H217ZM23 252V251H22ZM25 252V251H24ZM87 252V251H86ZM92 252V250H91ZM151 252V251H150ZM205 252L207 253V251L205 250ZM204 252V253H205ZM219 252V251H218ZM27 253V252H26ZM73 253V252H72ZM156 253V252H155ZM189 253V252H188ZM205 253V254H206ZM245 253H246V248H245ZM17 254V252H16ZM24 254V253H23ZM21 254V256L23 255ZM31 254V252H30ZM29 254V255H30ZM68 254V253H67ZM142 254V253H141ZM150 254V253H149ZM148 254V258L150 257ZM166 254V253H165ZM216 254V253H215ZM87 255V254H86ZM160 255V254H159ZM174 255V254H173ZM256 255V254H255ZM33 256V255H32ZM162 256V255H161ZM12 258V256H10ZM20 257V256H19ZM23 259H24V256H22ZM26 257V256H25ZM34 257V256H33ZM82 257V256H81ZM142 256H140L141 258ZM168 256H166L167 258ZM261 257H264V256H261ZM10 258V259H11ZM27 258V257H26ZM116 258V257H115ZM146 258V257H145ZM147 258V259H148ZM199 258V257H197ZM222 258V264H228L227 261H228V256L226 254H223L221 256ZM258 258V257H257ZM19 259V258H18ZM220 259V258H219ZM248 259V258H247ZM250 259V258H249ZM29 260L28 259V263L29 264ZM196 260V259H195ZM234 260V258L232 259ZM78 261V260H77ZM140 261V260H139ZM147 261V260H146ZM197 261V260H196ZM154 262V261H153ZM158 262V261H157ZM193 262V261H192ZM59 263V262H58ZM70 263V262H69ZM195 263V262H194ZM192 263V264H194ZM254 263V262H253ZM152 264V263H151ZM199 264V261L198 263ZM200 264H201V261H200ZM203 264H207V263H203ZM255 264H264L260 261H258L257 259L255 260Z\"/></svg>",
	"mask_w": 264,
	"mask_h": 264
}]
</instances>
